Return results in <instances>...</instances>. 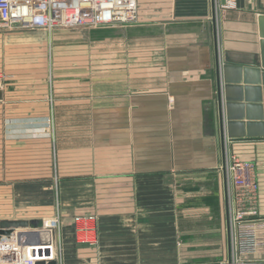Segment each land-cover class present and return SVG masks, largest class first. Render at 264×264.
Here are the masks:
<instances>
[{
    "label": "crops",
    "instance_id": "0c3cea01",
    "mask_svg": "<svg viewBox=\"0 0 264 264\" xmlns=\"http://www.w3.org/2000/svg\"><path fill=\"white\" fill-rule=\"evenodd\" d=\"M137 8L145 18L123 26L128 38H112L109 53L89 55L92 71L31 69L48 64L62 32L0 34V219H16L6 215L18 209L31 215L23 219L57 216L56 264H180L181 222L161 214L172 201L162 193L171 178L233 156L254 163L264 220V125L228 135L222 73L225 64L260 65L264 0L224 9L220 0H137ZM7 42L16 54L3 53ZM67 211L96 213L91 238L76 239ZM255 257L248 264H264V251Z\"/></svg>",
    "mask_w": 264,
    "mask_h": 264
},
{
    "label": "rangeland",
    "instance_id": "374dc122",
    "mask_svg": "<svg viewBox=\"0 0 264 264\" xmlns=\"http://www.w3.org/2000/svg\"><path fill=\"white\" fill-rule=\"evenodd\" d=\"M141 18L145 17H140L138 15V19L141 20ZM123 26L125 25L118 24L101 27L78 26L72 28L56 27L52 30V34L62 32L64 33L63 38L65 36L66 37L58 41L53 39L54 48H51V53L49 54L50 61L46 66L40 64L31 66V69L35 70V68L43 67L44 72L51 73L50 69L54 68V71H60L61 73L64 70L63 67H66L68 65L76 66L77 68L79 67V65H85L87 71L92 66V71L94 69V64L88 61V56H91V54L95 56V54L101 52L109 53L111 50L110 45L112 42V38H117V36H119V38H128V36H126L127 30H124ZM16 32L17 30L15 29H8L0 26V34L3 37H9L10 33ZM65 33L70 34L68 36ZM133 37H131V39H133ZM1 44V49L4 54L10 55L12 53L11 55H13L14 53H17L16 47H13L14 50L12 47H9V44L12 45L14 43L7 42V44ZM69 61L71 62V64L67 63ZM136 82L138 84V81ZM226 161L227 159L224 161V164L226 163ZM24 162L26 161H24L23 159L20 160V170L22 167H26L22 166ZM219 167L220 168H217L213 171H197L192 173L184 172L181 176H177L175 180L171 178L169 180V192L165 191L162 193L163 197H170L172 201L170 202L171 207L165 209L167 212L163 210L161 214H175L178 217V221L181 222V226L178 231V240L176 242L177 248L180 252L177 256V263L234 264L233 260L231 259V255H229V253H231L229 230V217L231 213L230 195L234 190L232 182L229 178V174L227 173V171H225V167H223V163H220ZM222 168L225 171L224 173L222 171ZM9 177H11L12 179L15 178L14 175L8 176V179ZM4 179L5 176H0V180ZM127 188L128 185L126 184L120 186V204L126 201ZM143 191V187H140L138 193L135 192V199L137 194L139 196L138 198L140 200H143L146 197ZM155 194L158 195V192H156ZM104 195L109 196V193H105ZM128 196L130 199V192ZM122 210L124 209H120V211ZM134 212L136 215H144L143 211L141 209H138L136 205ZM67 213L68 214L66 215V218H71V225L77 232L76 239L78 241L81 242L83 241V238L90 237L85 233L86 230L89 231V233L96 230V213L86 214L77 211L72 214H70L68 211ZM6 216H12L9 218L17 217L16 219H23L29 216L31 217V215L25 213L24 209H18L16 210V212H12V214H8ZM0 217H2V215H0ZM76 218H79L81 222L76 224ZM56 219L57 216L53 217L52 219H42V221L44 223L48 222L49 220ZM58 223L56 221V223H53V225L55 224L54 228L56 230V242L54 245V251L56 257L59 259L60 257L59 246L57 243V229L60 226V222ZM53 225H51V227ZM82 227H85L84 231L80 230L81 233L79 234V228L81 229ZM9 234L0 235V237H5ZM91 241L94 242L95 239L92 238L91 240H89V242ZM155 258L158 257L155 256Z\"/></svg>",
    "mask_w": 264,
    "mask_h": 264
},
{
    "label": "built area",
    "instance_id": "2783aa9c",
    "mask_svg": "<svg viewBox=\"0 0 264 264\" xmlns=\"http://www.w3.org/2000/svg\"><path fill=\"white\" fill-rule=\"evenodd\" d=\"M234 6L235 0H225L220 5L223 9ZM135 22H138L137 0H0V26L8 29L20 27L50 32L56 27H101ZM223 167L234 190L230 195L229 217L231 259L234 264L256 263L255 256L264 251V220L257 216L255 206L258 180L254 163L233 156ZM57 219L23 230L22 240L17 230L0 237V264L57 262L53 242V230L56 233L53 223H58ZM79 222L76 218V224ZM28 236L35 239H24ZM83 241H87L86 237Z\"/></svg>",
    "mask_w": 264,
    "mask_h": 264
},
{
    "label": "water",
    "instance_id": "95a60500",
    "mask_svg": "<svg viewBox=\"0 0 264 264\" xmlns=\"http://www.w3.org/2000/svg\"><path fill=\"white\" fill-rule=\"evenodd\" d=\"M224 3L225 0H220V5ZM135 24H138V22L125 25ZM258 27L261 45L260 65L258 67H239L225 64L222 68L223 90L226 98L227 130L230 137L244 136L243 131H240L244 125L247 126V129L256 125H264V14L258 17ZM220 97L221 92L219 89V100ZM1 99L2 90L0 89ZM242 109H244V114ZM255 119L259 120L256 122L257 124L254 121H250ZM42 225L43 221L41 219H0V235L9 234L17 230L19 232L18 236L22 240L23 230L38 228ZM53 242L54 244L56 242L54 230ZM39 264H42V262H39ZM48 264H56V262L52 260Z\"/></svg>",
    "mask_w": 264,
    "mask_h": 264
},
{
    "label": "bare ground",
    "instance_id": "6f19581e",
    "mask_svg": "<svg viewBox=\"0 0 264 264\" xmlns=\"http://www.w3.org/2000/svg\"><path fill=\"white\" fill-rule=\"evenodd\" d=\"M47 223H48V222H47ZM29 235H34V234H29ZM26 238H30L31 240L35 239V237H34V236H28V237H24V239H26Z\"/></svg>",
    "mask_w": 264,
    "mask_h": 264
}]
</instances>
